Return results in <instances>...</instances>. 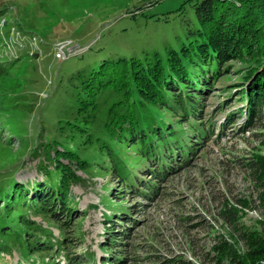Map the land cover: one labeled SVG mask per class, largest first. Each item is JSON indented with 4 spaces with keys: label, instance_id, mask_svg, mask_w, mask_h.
<instances>
[{
    "label": "rangeland",
    "instance_id": "1",
    "mask_svg": "<svg viewBox=\"0 0 264 264\" xmlns=\"http://www.w3.org/2000/svg\"><path fill=\"white\" fill-rule=\"evenodd\" d=\"M198 1L0 0V185L17 200L13 192L22 186L32 188L31 184L44 183L47 176L55 179V163L45 159L44 144L55 143L61 151L66 144L87 158L100 157V161L93 159L89 172L73 165L82 179L71 186L69 217L26 212L50 230L52 242L71 239L73 254L93 252V264H103L109 256L100 248L109 226L105 217L121 206L142 204L130 216L135 223L129 221L126 240L130 246L121 264H162L179 256L196 264H230L232 257L220 259L217 246L227 243L235 256H244L250 249L245 235H264V170L251 166L253 153L264 156V121L240 132L249 109L246 99L255 97L251 88L255 69L264 63V9L255 11L257 0H241V14L253 19L246 28L252 33L257 30L251 36V48H238L237 56L216 71H209L207 64L204 73L199 62L194 65L196 79L204 74L211 82L196 98L203 105L201 119L214 134L198 144L187 165L160 184L161 192L154 199L136 197L131 191L121 193L118 179L100 165L107 162L104 155L87 147L83 135L62 133L65 123L59 119L77 118L85 135L90 130L107 136L103 116L87 122L85 113L76 114L72 99L80 83L78 73L123 57H143L145 52L158 51L166 57L167 47L191 45L190 38L196 47L198 38L193 34L201 27L195 11ZM61 50L65 57L58 55ZM232 115L235 119H229ZM171 120L174 123L177 117ZM40 143L42 148L34 154ZM128 149L122 146L123 151ZM59 158L68 162L65 156ZM116 193L119 197H112ZM103 196L111 200L108 206ZM111 217L116 219L114 214ZM38 255L34 261L26 260L13 248L0 252V264H41L42 259L68 262L65 251L52 257Z\"/></svg>",
    "mask_w": 264,
    "mask_h": 264
},
{
    "label": "trees",
    "instance_id": "2",
    "mask_svg": "<svg viewBox=\"0 0 264 264\" xmlns=\"http://www.w3.org/2000/svg\"><path fill=\"white\" fill-rule=\"evenodd\" d=\"M257 1L255 11L260 13L264 9V0ZM243 9L241 0H199L195 11L201 27L197 29L199 33L196 36L190 31L193 38H198L196 47L192 45L195 40L190 38L192 46L184 43L179 49L167 47L166 57L158 51L145 52L143 57H123L111 65L101 63L99 67L87 73L79 72L76 76L80 79L72 99L76 114L85 113L87 122L103 116L107 136L93 134L90 130L85 135V129L81 128L77 118H60L65 123L62 133L68 137L83 135L87 147L98 149L104 155L102 159L107 162L100 165L118 179L121 193L131 191L136 197L154 199L161 192L160 184L187 165L197 152L198 144L214 134V130L202 121L203 105L201 99L196 98L197 94H204L205 87H210L211 82L204 74L203 79H196L198 70L193 69L199 62L204 73L207 72V64L209 71H216L221 63L237 56L238 48H251V36L257 30L253 34L250 28H246L249 27V19H246L247 14H241ZM255 71L251 87L255 97L246 99L249 109L240 132L259 127L264 121V63ZM167 111L177 117L176 122L165 115ZM238 112L242 114V111ZM233 115L229 119H235ZM123 145L129 148V152L122 150ZM42 146L40 143L33 153H38ZM63 146L61 151L55 143L52 147L44 144L45 159L55 163V179L47 176L44 183L31 184L32 188L22 186L13 192L19 196L17 200H13L7 187L0 185V252H11L17 248L26 260L34 261L38 253V256L47 254L52 257L53 253L65 251L67 264H93L96 260L93 252H70L71 239L52 242L50 230L38 225L26 213L32 211L57 219H60V214L69 217L71 186L82 179L73 165L78 170L89 172L94 168L92 161H100V157L87 158L66 144ZM53 150L55 155L51 154ZM253 155L251 166L264 170V156ZM60 156L68 158V162L60 161ZM40 167H44V162ZM148 176L150 178L146 179ZM112 197L119 196L116 193ZM102 199L108 206L111 200L105 196ZM141 205L114 208L112 213L116 219L111 217L113 214L106 215L109 226L105 229V240L100 248L108 251L109 256L103 258V264L107 261L108 264H121L127 259L123 253L130 246L126 240L130 237L128 224L129 221L135 223L130 216L138 212L137 206ZM119 220L123 224H118ZM245 240L250 249L244 256L239 253L235 256L227 243L217 246L220 259L230 256V264H264V235L251 232L245 235ZM41 264L56 262L42 259ZM162 264L196 263L179 256Z\"/></svg>",
    "mask_w": 264,
    "mask_h": 264
},
{
    "label": "built area",
    "instance_id": "3",
    "mask_svg": "<svg viewBox=\"0 0 264 264\" xmlns=\"http://www.w3.org/2000/svg\"><path fill=\"white\" fill-rule=\"evenodd\" d=\"M58 55L62 58V57H65V52L63 50H61Z\"/></svg>",
    "mask_w": 264,
    "mask_h": 264
}]
</instances>
